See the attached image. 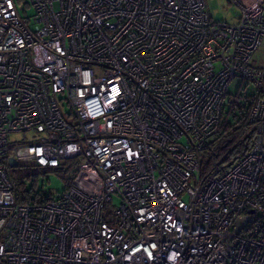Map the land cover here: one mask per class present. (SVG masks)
Returning a JSON list of instances; mask_svg holds the SVG:
<instances>
[{"label":"built area","instance_id":"built-area-1","mask_svg":"<svg viewBox=\"0 0 264 264\" xmlns=\"http://www.w3.org/2000/svg\"><path fill=\"white\" fill-rule=\"evenodd\" d=\"M227 2L0 0V264H264V0ZM8 157L78 177L17 202Z\"/></svg>","mask_w":264,"mask_h":264},{"label":"trees","instance_id":"trees-1","mask_svg":"<svg viewBox=\"0 0 264 264\" xmlns=\"http://www.w3.org/2000/svg\"><path fill=\"white\" fill-rule=\"evenodd\" d=\"M245 125H246V118L240 120L236 124H231V126L228 127L224 131V133L221 134L219 142L215 144L214 146H211L210 150L207 149L202 153L203 171L209 168L212 160L220 158L221 155L224 152H226L227 148L230 146H234L235 149L233 152H230V154L227 155L225 159H230L231 157L234 158L242 154V152L245 150V148L248 147V144H249L248 142L249 136H247L246 138L245 137L240 138V136L242 135L245 129ZM212 153H214V155ZM215 153H216V156H215ZM66 162L67 160L64 161V163L61 166H63ZM78 162H80V160H78ZM61 166L55 167V168H48V167H42V166H31V165L30 166H20V165L16 166L13 169L11 176L9 175L12 181V184H13L12 190H13L16 201L25 202L26 200L30 198V196L36 193L35 180L39 174L47 170H54V171L62 170ZM71 169L73 171L72 176L65 183V188L69 187L74 177L76 176L77 172L79 171V163H77ZM26 181H30L29 187H26Z\"/></svg>","mask_w":264,"mask_h":264},{"label":"rangeland","instance_id":"rangeland-1","mask_svg":"<svg viewBox=\"0 0 264 264\" xmlns=\"http://www.w3.org/2000/svg\"><path fill=\"white\" fill-rule=\"evenodd\" d=\"M209 13L214 20L233 22L235 20L236 9L233 5L229 4L227 0H207ZM262 49V48H261ZM39 133L34 129L25 131H12L9 133V142L11 145H18L29 141H34ZM78 162L76 159H68L67 162L61 166L62 170H47L42 172L36 177L35 188L36 190L45 189L52 195H57L65 188V183L72 176V169ZM7 172L11 176L15 167H11L6 163ZM70 168V169H69ZM78 173L74 177H78ZM30 181H26V187H29ZM185 199V198H184ZM116 203L117 200L113 198ZM106 211H111L113 206L110 203L105 205Z\"/></svg>","mask_w":264,"mask_h":264},{"label":"water","instance_id":"water-1","mask_svg":"<svg viewBox=\"0 0 264 264\" xmlns=\"http://www.w3.org/2000/svg\"><path fill=\"white\" fill-rule=\"evenodd\" d=\"M7 164L11 167H16L17 163L12 157H8ZM249 220V217H243L237 220L236 222V231L239 229Z\"/></svg>","mask_w":264,"mask_h":264}]
</instances>
